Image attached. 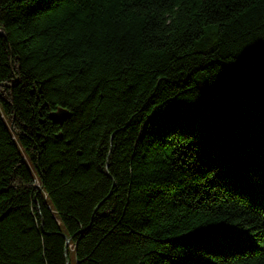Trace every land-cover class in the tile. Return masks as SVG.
Wrapping results in <instances>:
<instances>
[{"label": "trees", "instance_id": "trees-1", "mask_svg": "<svg viewBox=\"0 0 264 264\" xmlns=\"http://www.w3.org/2000/svg\"><path fill=\"white\" fill-rule=\"evenodd\" d=\"M66 255L264 264V0H0V264Z\"/></svg>", "mask_w": 264, "mask_h": 264}, {"label": "water", "instance_id": "water-1", "mask_svg": "<svg viewBox=\"0 0 264 264\" xmlns=\"http://www.w3.org/2000/svg\"><path fill=\"white\" fill-rule=\"evenodd\" d=\"M65 115H66V112L65 111H61V112H58V113H53L52 114V118H54L55 120H59V119L64 118ZM66 259H67V264H70V260L68 258V255H66Z\"/></svg>", "mask_w": 264, "mask_h": 264}, {"label": "rangeland", "instance_id": "rangeland-1", "mask_svg": "<svg viewBox=\"0 0 264 264\" xmlns=\"http://www.w3.org/2000/svg\"><path fill=\"white\" fill-rule=\"evenodd\" d=\"M73 249V248H72Z\"/></svg>", "mask_w": 264, "mask_h": 264}]
</instances>
